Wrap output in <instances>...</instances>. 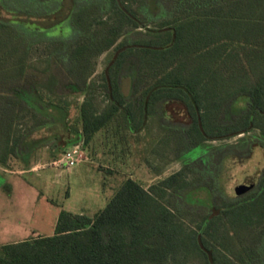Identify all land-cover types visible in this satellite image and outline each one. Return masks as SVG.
<instances>
[{"label":"trees","instance_id":"16d2710c","mask_svg":"<svg viewBox=\"0 0 264 264\" xmlns=\"http://www.w3.org/2000/svg\"><path fill=\"white\" fill-rule=\"evenodd\" d=\"M143 132L181 169L127 178L93 216L61 211L54 235L1 245L0 264H264V167L223 197L236 158L209 144L264 150V0H0V165Z\"/></svg>","mask_w":264,"mask_h":264},{"label":"rangeland","instance_id":"374dc122","mask_svg":"<svg viewBox=\"0 0 264 264\" xmlns=\"http://www.w3.org/2000/svg\"><path fill=\"white\" fill-rule=\"evenodd\" d=\"M84 1L91 0H79ZM6 2L10 4L16 0ZM53 9L55 5L50 10ZM107 54L98 59L97 75L106 65ZM42 80L40 74L27 79L28 83ZM70 100L73 102L70 117L74 120L83 97L71 96ZM155 132L156 129L153 134ZM42 134L37 133L33 137L39 138ZM144 134L142 139L133 137L129 144L116 147L110 135L100 133L88 146L79 144L84 159L71 170L54 165L64 152L54 158L50 155L49 147L41 146L34 147L31 155L24 160L11 158L7 168L0 165V246L15 239L54 235L63 210L73 214L95 215L106 207L127 178L135 179L148 188L181 169L186 160L172 159L174 155L168 151L167 137L158 140L152 133ZM258 134L253 133L255 137ZM237 142L238 138L209 143L214 147L224 146L222 154H231L236 158H230L223 170L222 181L228 195L223 197H234L237 188L248 189L250 183L258 181L264 167V150L261 147H255L251 157H248L247 150L234 147ZM206 158L207 167H210L218 156L212 153ZM32 168L33 171L30 170ZM200 205L199 202L195 207L207 210Z\"/></svg>","mask_w":264,"mask_h":264},{"label":"built area","instance_id":"2783aa9c","mask_svg":"<svg viewBox=\"0 0 264 264\" xmlns=\"http://www.w3.org/2000/svg\"><path fill=\"white\" fill-rule=\"evenodd\" d=\"M84 152L81 145H75L70 149L66 150L61 158L54 162V165L63 167L67 170L73 169L84 159Z\"/></svg>","mask_w":264,"mask_h":264},{"label":"crops","instance_id":"0c3cea01","mask_svg":"<svg viewBox=\"0 0 264 264\" xmlns=\"http://www.w3.org/2000/svg\"><path fill=\"white\" fill-rule=\"evenodd\" d=\"M97 136V135H96ZM144 136H145V134H144V132L141 134V138L140 139H142V138H144ZM96 138V137H95ZM94 138V139H95ZM131 138H133V136H130V139ZM130 139H129V143H130ZM128 143V144H129ZM45 148H48L47 146H44ZM71 148V147H70ZM117 149V148H116ZM50 155L52 156V153H50ZM7 168V167H6ZM30 170H32L33 171V168L32 169H30ZM38 236H42V235H38ZM25 240H28L27 238H25V239H15L14 241H12V242H9V243H6V244H10V243H18V242H22V241H25Z\"/></svg>","mask_w":264,"mask_h":264},{"label":"water","instance_id":"95a60500","mask_svg":"<svg viewBox=\"0 0 264 264\" xmlns=\"http://www.w3.org/2000/svg\"><path fill=\"white\" fill-rule=\"evenodd\" d=\"M253 183H254V182L250 183V185H249V187H248V188H250V187L253 185Z\"/></svg>","mask_w":264,"mask_h":264}]
</instances>
